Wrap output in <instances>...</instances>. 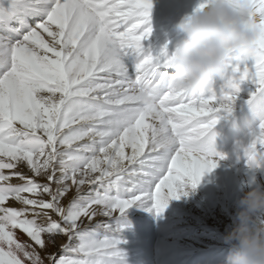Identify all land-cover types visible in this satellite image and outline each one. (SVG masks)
Masks as SVG:
<instances>
[{"label":"snow or ice","instance_id":"snow-or-ice-1","mask_svg":"<svg viewBox=\"0 0 264 264\" xmlns=\"http://www.w3.org/2000/svg\"><path fill=\"white\" fill-rule=\"evenodd\" d=\"M248 3L254 50L190 94L168 45H146L152 0H0V264H125L119 218L161 215L226 159L213 129L245 83L233 154L241 187L264 185V0Z\"/></svg>","mask_w":264,"mask_h":264},{"label":"clouds","instance_id":"clouds-1","mask_svg":"<svg viewBox=\"0 0 264 264\" xmlns=\"http://www.w3.org/2000/svg\"><path fill=\"white\" fill-rule=\"evenodd\" d=\"M248 0H207L181 17L172 43L170 87L190 94L213 87L230 55L250 54L258 29ZM232 223L221 236L227 252L220 264H264V185L241 187Z\"/></svg>","mask_w":264,"mask_h":264},{"label":"rangeland","instance_id":"rangeland-1","mask_svg":"<svg viewBox=\"0 0 264 264\" xmlns=\"http://www.w3.org/2000/svg\"><path fill=\"white\" fill-rule=\"evenodd\" d=\"M174 11L177 23L181 17L188 15L182 12L180 15L179 9ZM163 15L173 20L171 16L165 13ZM251 87L248 84L246 89L241 90L233 114L214 127L215 135L222 133L229 136L230 130L251 120L248 108L241 105ZM226 143L231 146L230 138ZM229 146L220 149L224 152L223 156L233 150H229ZM207 178V175L202 176L194 190L186 188L187 196L171 200L161 215H157L154 209L150 211V249H136L137 256L133 259L132 241L136 239L134 235L139 231L138 219L145 214L140 215L138 209L133 206L119 218L122 231L117 238L122 241L119 248L124 253L125 264H220L227 252L226 246L221 242V236L232 223L236 211L235 201L240 194H230L223 184H218L211 176L210 179ZM237 181L241 185L246 180L238 178Z\"/></svg>","mask_w":264,"mask_h":264},{"label":"bare ground","instance_id":"bare-ground-1","mask_svg":"<svg viewBox=\"0 0 264 264\" xmlns=\"http://www.w3.org/2000/svg\"><path fill=\"white\" fill-rule=\"evenodd\" d=\"M199 0H152V10H151V16H150V27L152 29V34L149 38V40L146 42V45L151 46V50L153 53L159 51L161 48H163L165 45H168L169 51L172 50V43L175 41V39L178 36V29L176 28L177 22L175 20V11L174 9H179V13L181 15L182 13L190 14L194 8L198 5ZM166 15L171 16L173 20H169L167 17L163 15V13ZM248 83L241 86V90L246 89V86ZM244 124V123H243ZM244 125H237L236 128L233 130H230L228 132L229 136L223 135L222 133L215 135L214 139V151L215 153L223 156V151H220V149H223L225 146H229L226 141L230 138L231 146H229V150L233 149L235 147V144L237 141H243L247 135L248 129ZM216 128V126H215ZM219 133V132H218ZM233 150L229 152L228 155H226V159L218 160V167L214 169L213 171L209 173H205L204 175H207L210 179V176L216 180V182L219 184H223L226 189H228L227 192L230 194H240L238 189L240 188V184H238L237 179L242 178L244 180L247 179L245 172L243 171V164L241 161L240 163L236 162V157L233 154ZM218 159V157H215ZM203 175V176H204ZM221 178H224L225 180H221ZM136 207V206H135ZM150 207V206H146ZM138 213L145 214L142 217H139L138 219V227L139 231L137 235H134L136 239L132 241V247L134 250L136 249H150V242L149 237L151 233V226L152 223L150 222V211L145 210L144 208H138ZM147 232V233H146ZM23 240H27L26 237L21 238ZM148 248V249H147ZM131 251V257L132 259L136 257L137 250ZM143 258V257H141Z\"/></svg>","mask_w":264,"mask_h":264}]
</instances>
